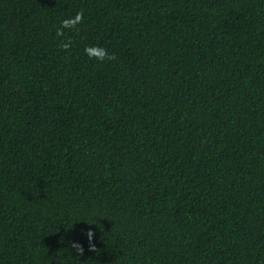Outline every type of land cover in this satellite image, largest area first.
I'll return each instance as SVG.
<instances>
[{
  "label": "trees",
  "instance_id": "16d2710c",
  "mask_svg": "<svg viewBox=\"0 0 264 264\" xmlns=\"http://www.w3.org/2000/svg\"><path fill=\"white\" fill-rule=\"evenodd\" d=\"M0 264H264V0H0Z\"/></svg>",
  "mask_w": 264,
  "mask_h": 264
},
{
  "label": "clouds",
  "instance_id": "9594fccd",
  "mask_svg": "<svg viewBox=\"0 0 264 264\" xmlns=\"http://www.w3.org/2000/svg\"><path fill=\"white\" fill-rule=\"evenodd\" d=\"M80 19H81V16H80L79 13H77L74 18H68V19H65L64 21H62V24H63L64 27H69V26H72L75 23H77ZM98 58H103V55H101ZM109 58H111V57H109ZM88 239L89 240L91 239L90 235L88 236ZM81 250H82V248H81Z\"/></svg>",
  "mask_w": 264,
  "mask_h": 264
}]
</instances>
